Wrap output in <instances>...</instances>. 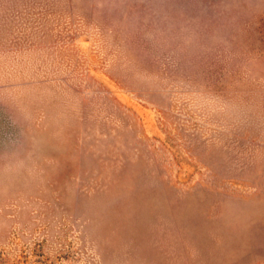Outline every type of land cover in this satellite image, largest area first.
Returning a JSON list of instances; mask_svg holds the SVG:
<instances>
[{
    "label": "rangeland",
    "instance_id": "obj_1",
    "mask_svg": "<svg viewBox=\"0 0 264 264\" xmlns=\"http://www.w3.org/2000/svg\"><path fill=\"white\" fill-rule=\"evenodd\" d=\"M0 264H264V0H0Z\"/></svg>",
    "mask_w": 264,
    "mask_h": 264
}]
</instances>
